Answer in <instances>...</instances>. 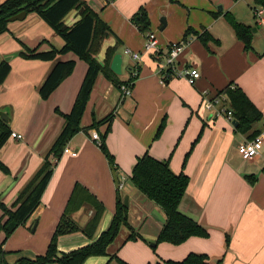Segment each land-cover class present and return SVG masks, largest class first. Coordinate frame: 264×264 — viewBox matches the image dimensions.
I'll use <instances>...</instances> for the list:
<instances>
[{
  "label": "crops",
  "instance_id": "crops-1",
  "mask_svg": "<svg viewBox=\"0 0 264 264\" xmlns=\"http://www.w3.org/2000/svg\"><path fill=\"white\" fill-rule=\"evenodd\" d=\"M3 0H0V3ZM109 26L96 55L102 64L105 50L119 42L115 53L122 56L121 73L125 81L135 65L126 49L141 54L139 74L131 95L121 98L120 88L100 73L84 111L81 130L67 143L75 155L63 152L42 194L40 204L27 221L2 244L4 258L14 263L19 257L44 254L63 212L73 186L85 187L105 207L97 235L112 219L116 191L128 196V223L138 237L127 239L130 231L122 226L107 254L88 257L84 264L157 263L181 260L189 253L207 255L213 264H264V144L258 156L244 160L237 152L239 143L251 139L253 132H264V25L254 14L253 0H84ZM147 12L150 28L162 53L168 44L187 40L180 55L184 64L195 66L200 77L193 84L184 79L161 82L157 60L143 51L144 34L131 22L140 9ZM226 13L252 27V48L246 50L226 20ZM79 18L75 10L64 18L72 25ZM191 28L195 33L185 36ZM254 29V31H253ZM209 32L213 38L206 46L198 34ZM39 45L46 51L61 47L63 39L54 33L36 13L8 24L0 34V61L5 54ZM75 60L70 76L47 99H41L38 87L57 61ZM10 72L0 84V110L7 108L11 135L0 149V161L8 173L0 170V198L10 205L21 188L40 167L45 152L63 126L62 113L69 112L87 65L75 54L58 55L55 60L12 58ZM229 85L240 88L261 113L252 129L242 133L224 116L213 117L202 107L203 95L213 96ZM225 105L229 108L228 101ZM109 118V119H108ZM104 120V121H103ZM109 120V121H107ZM102 121L90 128L93 122ZM164 123L159 136L158 127ZM114 156L116 188L112 168L91 139L92 132L102 136ZM144 153L169 161L175 173H184L189 183L178 206L181 213L204 228L208 237H190L179 245L155 243L163 225V212L132 185L131 170ZM91 211L83 207L72 218L82 227ZM2 211L0 209V217ZM4 234L0 231V243ZM93 240L81 232L60 236L58 251L68 252ZM155 247V249H152Z\"/></svg>",
  "mask_w": 264,
  "mask_h": 264
},
{
  "label": "trees",
  "instance_id": "trees-1",
  "mask_svg": "<svg viewBox=\"0 0 264 264\" xmlns=\"http://www.w3.org/2000/svg\"><path fill=\"white\" fill-rule=\"evenodd\" d=\"M109 1L111 0H107V2ZM253 1L256 6L264 7V0ZM72 10L77 12L79 18L72 25L68 26L65 24L64 18ZM22 11H25L26 14L36 13L52 28L55 34L63 39L64 44L59 48L52 46L49 50L42 51L39 50V45L29 48L18 40L22 48L19 53L20 56L28 59L52 61L58 55L71 52L86 63L87 69L69 112L62 113L55 108L56 113L63 119V126L45 152L40 167L21 188L10 205H6L0 198V209L2 211L0 231L4 234V238L0 243V264H8L4 258L5 252L1 248L2 244L19 226L27 221L38 207L42 194L52 176L55 162L61 157L68 141L81 130L82 117L97 76L102 73L118 86L126 83V81L117 80L110 69V62L118 48V41L115 45L106 48L102 64L96 59L103 40L113 34L109 26L100 18L98 12L93 10L86 1L3 0L0 3V34L8 31V24L10 23L8 18ZM225 17L237 39L244 44V48L246 50L251 49L253 38L252 27L237 21L232 14L226 13ZM131 22L144 35L149 31L150 22L144 8H140L131 17ZM192 33L194 34L195 31L188 28L185 31L184 37ZM197 35L204 46L210 40L217 42L207 31H203L200 34L197 33ZM74 67L75 60L57 61L38 87L40 98L47 99L62 81L71 75ZM9 72L10 63L2 59L0 61V84L4 82ZM216 94H224L227 97L233 118L237 121L236 129L238 131L246 133L252 129L253 124L261 119V113L258 108L235 85H229ZM101 122H93L89 127H97ZM163 127L164 123H161L155 136L160 135ZM108 131L109 126L105 133L100 136V144L98 146L108 160L111 168L115 170L114 156L109 152L105 144V137ZM257 134L258 132H253L251 134L252 138ZM10 135L9 126L0 119V149ZM0 170L8 173V168L1 161ZM129 180L137 191L163 212L164 222L156 237L155 244L165 242L179 245L190 237H208V233L204 228L195 220L179 211L178 206L189 183V177L182 172L175 174L170 169L169 161H160L148 153H144L141 157L137 158L131 170ZM83 207L89 208L91 214L86 223L80 227L72 218V215ZM104 210L105 207L102 202L85 187L76 183L72 188L44 254L38 255L34 259L20 258L13 264H84L88 257L106 255L109 245L116 239L122 226H127L130 231L127 239H136L138 237L129 226L128 207L124 206L120 191H116L114 212L109 226L97 235V229ZM75 232H81L86 238L93 241L88 245L68 252L58 251L59 237ZM117 260L119 264H128L118 258ZM154 264L213 263L209 261L205 254L189 253L181 260H160Z\"/></svg>",
  "mask_w": 264,
  "mask_h": 264
},
{
  "label": "built area",
  "instance_id": "built-area-1",
  "mask_svg": "<svg viewBox=\"0 0 264 264\" xmlns=\"http://www.w3.org/2000/svg\"><path fill=\"white\" fill-rule=\"evenodd\" d=\"M253 14L257 22L260 25H264V7H254ZM187 44V40L171 42L168 44L167 51L162 53L155 34L148 31L144 35L143 51L147 54L149 53L155 60H157L158 75L161 82L178 78L184 79L189 84L193 85L198 80L200 77L198 69L195 66L184 64L180 59V55L184 51ZM124 53L129 54L132 57L135 65L131 68L130 74L125 80L126 83L119 86L122 99L131 95L133 83L139 74L138 63L141 60V54L139 52H133L126 49ZM226 100L227 97L224 94H214L211 97L205 94L202 99V107L210 112L211 116H224L229 122H232L234 118L230 108L225 105ZM11 136L16 139H22V134L12 132ZM90 137L97 145L100 144V137L97 132H92ZM263 144L264 132H260L253 138L239 143L237 146V152L242 159L250 160L259 155ZM63 152L75 155V152L67 146L64 147ZM121 186L122 185L119 184V188H121Z\"/></svg>",
  "mask_w": 264,
  "mask_h": 264
},
{
  "label": "water",
  "instance_id": "water-1",
  "mask_svg": "<svg viewBox=\"0 0 264 264\" xmlns=\"http://www.w3.org/2000/svg\"><path fill=\"white\" fill-rule=\"evenodd\" d=\"M26 15H27L26 12L25 11H22V12L14 15V16L9 17L8 18V21L9 22L21 21V20H23L26 17ZM253 31H254V29H253ZM20 52H21V50H19L17 52L5 54L2 57V59L5 60V61H7V62H10L12 60V58L15 57V56H17V55H19ZM121 64H122V56H121V54L120 53H115L113 55L112 59H111V62H110V69L114 73L120 74L121 73ZM0 119L3 120L7 125L10 124V116L8 114V109L7 108H4V109L0 110ZM232 124L234 126H236L237 125V121L236 120H233L232 121ZM112 174H113V177H114L115 186H116V188H119V183H118V179H117V176H116V171L115 170H112ZM122 201H123L124 206L125 207H128V196H127L126 193H122ZM153 245H155V244H153ZM20 258L34 259L35 257L34 258H30V257L22 256V257H19L18 259H20ZM8 264H13V263H8Z\"/></svg>",
  "mask_w": 264,
  "mask_h": 264
},
{
  "label": "rangeland",
  "instance_id": "rangeland-1",
  "mask_svg": "<svg viewBox=\"0 0 264 264\" xmlns=\"http://www.w3.org/2000/svg\"><path fill=\"white\" fill-rule=\"evenodd\" d=\"M150 28V27H149ZM151 31V30H150ZM152 32V31H151ZM199 71V70H198ZM153 244H155L154 242L153 243H151L150 245H153ZM152 249H155V247H152Z\"/></svg>",
  "mask_w": 264,
  "mask_h": 264
}]
</instances>
